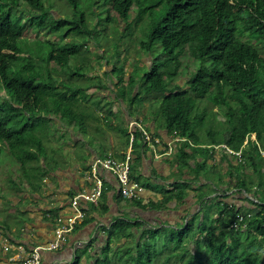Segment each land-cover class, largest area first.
Returning a JSON list of instances; mask_svg holds the SVG:
<instances>
[{"label": "trees", "instance_id": "obj_1", "mask_svg": "<svg viewBox=\"0 0 264 264\" xmlns=\"http://www.w3.org/2000/svg\"><path fill=\"white\" fill-rule=\"evenodd\" d=\"M66 1L73 9V16L57 18L51 4L47 8L46 0H0V156L3 148H6L22 163L28 159L17 154L21 148L31 147L28 156L39 159L37 153H32L36 147H44L39 136L41 130L34 123L36 119L43 121L46 129L53 121L52 117L68 126H83L78 111L85 106V100L80 97L86 95L91 87L70 93V89L64 85L67 81L65 68L74 57L88 50L86 43H80L78 39H95L96 27H90L91 18L85 9L80 8L82 1L87 2V9L90 6L105 7L103 12H97L95 8L91 14L98 17L108 13L109 23L119 19L126 24L133 8L142 17H152L159 12L155 26L139 43L142 60L144 54L149 55V60L151 58L150 67L142 65L148 70L140 79L144 83L142 90L145 95H156L152 105L160 106L158 113L163 118L159 120L154 115V121L159 122L158 128L165 129L169 136L185 139L177 147V169L181 175L187 173L193 176V181H200V173L207 168L208 160L213 158L212 151L216 148L236 158L221 147L226 146L235 153L240 152L241 157L236 164L232 159L229 161L231 167L226 174H219V184L233 188L239 195H252L257 201L244 197L243 203L249 207L226 204L218 213L219 218L207 216L206 221L198 226L197 235L189 237L187 231L194 226L190 221L181 229L183 233H180L175 246L168 248L170 253L165 264H181L186 259L184 264H264V0ZM112 14L117 17L114 18ZM31 31L35 33L33 39L48 46L45 54H33L30 48L20 45ZM158 46L162 51L154 57L152 54ZM126 51L128 54L129 49ZM127 54L124 55L126 63L129 61ZM187 54L196 61L197 70L182 87L177 80L186 76L183 57ZM138 57H135L137 67L142 64ZM109 66L112 67L111 74L120 71L121 77L116 82L113 80V84L123 83L124 67L118 68L114 62H106L102 68ZM136 83L135 77L130 76L129 88L134 89ZM94 88L101 90L103 87ZM3 91L6 96L2 95ZM122 95L123 101L126 94ZM143 97L137 92L130 102ZM209 106L217 108L212 113L215 120L223 116L225 121H218L220 127L209 130L208 140H203L198 130L207 123ZM135 120L166 147L157 133L154 135L145 128V123L150 124V120ZM127 132L130 146L129 124ZM253 134L256 135L255 140L252 139ZM133 135L132 148L146 147L139 128ZM223 158L228 160L229 157ZM134 169L132 159L131 182L139 184L141 177L133 173ZM224 176L231 179L225 182ZM234 177L237 180L233 183ZM256 177L259 181L254 180ZM190 185L188 181L180 185L176 183L178 192L168 196L165 201L185 199ZM208 194L203 193L202 199ZM238 213L245 216V221L234 229L232 226L237 221ZM126 226L125 222L116 225L123 232L127 231ZM162 231L163 228L152 229L150 239L155 240ZM122 236L116 237L130 238L127 233ZM140 243L135 247L137 255L134 262L122 258L120 250V256L107 254L98 258L95 264H157V246L142 247ZM110 244L111 241L107 243L105 253L109 252ZM191 244L203 247L210 257L201 252L190 255L181 253L182 247H190Z\"/></svg>", "mask_w": 264, "mask_h": 264}, {"label": "crops", "instance_id": "obj_2", "mask_svg": "<svg viewBox=\"0 0 264 264\" xmlns=\"http://www.w3.org/2000/svg\"><path fill=\"white\" fill-rule=\"evenodd\" d=\"M104 96L106 95L98 101L96 99L94 102L86 103L88 100L83 102L88 106L93 105L94 111L101 113L100 116L87 114L86 111L81 114L83 125L81 128L75 125L68 126L52 117V125L64 129L63 136L52 147H45L43 141L44 147L33 149L32 153H37L39 159L34 160L33 156L29 155L28 160L20 162L19 183L14 182L9 173H4V166L0 162V264H19L31 254L34 247L52 242L55 238L57 217L67 216L72 212L71 202L79 193L91 192L94 189L96 180L93 165L97 160L108 157L121 162L131 153L135 163L133 173L141 177L140 183H137L142 188L139 199L124 198L116 176L100 169L97 175L103 181L104 194L99 204L83 205L85 219L70 235L63 249L43 253L42 264H95L98 258L107 254L111 257L120 256L118 252L124 250V246L130 241L139 243L150 239L152 229L171 227L181 229L180 226L185 228L184 226L191 220L194 225L196 222L201 225L207 216L219 218L218 213L214 214L211 207L209 209L208 206L207 208L204 206L206 202L210 204V197H216L220 184L213 187L212 182L208 180L198 181V184L195 183L197 180L193 181V176L187 173L181 175L177 169L178 164L175 163L178 153L157 156L164 153L172 136H169L165 129L158 128L159 122L154 121L153 115L150 117L151 123L144 122V126L154 135L157 133L166 147L160 143L157 152L151 145L134 149L130 148L127 141L125 142V138L118 144L117 139L125 132H121L119 122L113 115L120 108L124 110L127 108L122 101L114 100L116 103L114 109H111L109 114L106 113L104 105L110 100L107 99L110 94ZM137 118L142 121L145 119L140 114L136 117L128 114L127 130L129 122ZM106 128L113 129L115 134H106L108 132ZM99 132H102L104 137L98 135ZM91 133L95 135L89 137ZM174 152H177V148ZM222 161L229 163L227 160ZM214 162L208 161L213 170L218 164ZM184 181L193 185L186 190L185 199L171 200L167 203L165 200L168 196L178 192L175 184L180 185ZM223 187L227 190L226 186ZM207 192L209 194L203 200L201 195ZM244 197L241 194L230 195L225 198V204L235 203L249 207L247 203H243ZM214 204L217 203L213 201L210 205L214 207ZM119 222L127 224L126 232H123L121 227H116ZM125 233L130 234L129 239L123 237ZM121 234L123 238L116 237ZM109 241L110 250L105 253ZM6 246H9V251L5 250Z\"/></svg>", "mask_w": 264, "mask_h": 264}, {"label": "rangeland", "instance_id": "obj_3", "mask_svg": "<svg viewBox=\"0 0 264 264\" xmlns=\"http://www.w3.org/2000/svg\"><path fill=\"white\" fill-rule=\"evenodd\" d=\"M50 4L52 6V12H54V14L56 15L57 18H59L60 16H67V17H72L73 16V9L72 7L67 3L66 0H46V6L47 8L50 7ZM87 7V2L86 1H82L80 8L85 9L87 12V15L89 18H91L90 20V27H96V31H95V39L94 40H90L89 38H79L78 42L80 43H86L88 50H83L82 54H80L79 56L74 57L69 66L66 67V71H67V81L64 84L66 88L70 89V93L73 92L74 90L77 89H83V88H88V87H94V86H101L103 88H100L101 90H96L95 88H91L90 90L87 91L88 95H81V99L87 101L88 102H94L93 100L98 101L99 98H101L103 95H112L116 96L112 99V97L107 99V106L104 105L106 113L109 114L111 109H114V106L116 105V103L114 102H121L123 95L122 94H126L124 100L122 101L124 103V105L126 106L127 110L124 109H119L118 112L116 114H114L113 116L117 119V121L119 122L118 126H120L121 132H125V133H121L120 137L117 139L118 144L122 143L124 141L125 138V142L127 141V117L128 114L132 115V116H138L139 114L143 116V118L150 120L151 116L156 115L157 118L159 120H162V116L158 113V108L160 107L159 105H152L154 100V96L156 97V95H148L146 96L143 89V81L140 79L145 72L148 70L147 67H150L151 65V58L150 60H146L149 55H143V60L141 57V53L140 52V48H139V43L143 40H145L146 36L149 34V32L151 31V29L155 26V22H157V18L158 16H160V13L158 12L157 15L155 14L152 17H142L136 10V8H133L132 13H131V18L130 20L124 24V22L120 21L119 19L116 21L114 20L113 22L109 23L107 21V16L108 13H103L102 16H93L94 14H91L93 12H95V8H97L96 6H90L89 9L86 8ZM106 8L105 7H101V8H97V12L100 11L103 12ZM163 15V13H162ZM112 16L115 18L117 17V15L112 14ZM103 19H102V18ZM126 29V30H125ZM28 39L24 37V39L20 42V45L24 48H30L31 52L34 53H46L49 49L47 45H44L43 43H40L39 40L37 39H33L35 38V33L33 31L29 32V34L27 35ZM44 38V36H42ZM31 38V40H29ZM33 39V40H32ZM90 42V44H89ZM98 46H101V48ZM127 49H129V53L127 54ZM105 51V53H103ZM162 49L161 47H155L154 52L152 54V56L156 57L159 53H161ZM140 52V53H139ZM119 54V55H118ZM129 57V61L124 60V55H126ZM139 56L138 58H140L142 60V64L140 63V66L137 67L135 65V57ZM100 57H102V59H100ZM183 70H184V74L186 73V76H181V78H179L177 80V82L183 87L188 81V77H191L195 71L197 70V64L196 61H194L192 59V57H190L188 54L186 56L183 57ZM146 60V61H145ZM148 61V62H147ZM109 62V63H113L116 64V66H118V68H120L121 66L124 67V82L123 83H119L118 85H114L113 84V80L116 82L118 81L117 79H119L121 76H119L120 71L116 70L115 72H113L111 74V69L112 67H106L105 69L102 68V66L104 65V63ZM147 66V67H143V66ZM189 68V69H188ZM135 71V72H134ZM134 72V73H133ZM84 75L81 76L80 75ZM62 75V74H61ZM134 76L136 79V87L134 89H132L131 87L129 88V84H128V79L130 76ZM91 77V79H89ZM165 79L167 78V76H164ZM103 84L105 86H103ZM118 86V87H117ZM117 87V88H116ZM127 87V88H125ZM141 93V98L143 97V99H138V100H134L132 103L130 102V100L133 97V94L135 95L136 93ZM3 96L5 95V92H2ZM85 103V108H83L82 110L80 109L78 111V115L81 116V114H83L85 111L88 113H92L95 115H99L100 116V111H94V107L92 106H88ZM98 107H100L99 105H96ZM201 106H204L201 105ZM209 115L207 117V123L204 127L199 128L198 132L200 133L201 137L203 140H208V132L209 130H217L220 127V123L218 121L224 122L225 118L223 116H220L217 118V120H215V117L212 116V113L214 111L217 110V108L209 106ZM101 108V107H100ZM102 110H104L103 108H101ZM213 110V111H212ZM43 117V115H42ZM41 117V118H42ZM40 118V119H41ZM43 120V119H42ZM45 120V118H44ZM41 120L36 119L34 120V123L39 126V136L41 138V140L45 141V147H52L54 146V143H57L58 141L61 140V137L63 136V130L64 129H58L57 126H53L52 122L49 125V128L46 129L45 128V123ZM158 122V121H157ZM106 130L108 132H106V134H115L113 129H108L106 128ZM101 134V137H104V134L102 132H99L98 135ZM120 134V133H119ZM95 133H91L89 135V137L94 136ZM116 136V135H115ZM118 136V135H117ZM252 139L255 140L256 139V135L253 134L252 135ZM32 147H36V146H32ZM224 147V146H221ZM31 147H23L21 148V151H19L20 153L17 154L21 156V158L27 159L28 158V150ZM37 148V147H36ZM119 149V148H118ZM19 150V148L17 149ZM30 151V150H29ZM15 152V151H13ZM212 161L216 164V168H214V170L212 169V165L211 163L207 164V168L202 171L200 174H202L200 176L201 181L202 180H208L211 181L213 184V187L216 186L220 183V177L219 174H226L229 170V168L231 166H229L231 163L229 161H231L230 159H232L234 162V164L237 163V160L240 159L239 156H236V158H232L228 155H226L225 151L220 149L219 147L216 148V150L212 151ZM264 153V152H263ZM227 156L228 158V162L226 161H222L224 160L223 157ZM226 158V159H227ZM239 158V159H238ZM209 161V160H208ZM0 162H2L1 164L4 166L3 171L4 173H9L12 178L13 181L17 183H19L18 181V176H21V170H19L20 167V161H18V159L16 160V156L13 155V153L11 152V150H8L6 148H3L2 150V154L0 156ZM194 168V167H193ZM204 176V177H203ZM225 182L229 181V177L228 176H224L223 179ZM236 178H233V183L236 182ZM255 181H259V178L256 177L254 179ZM199 182H195L198 183ZM224 184H220L217 188V195L216 197H210V204H213V201L215 203H217L216 205L214 204L211 206L210 204L208 205V203H205L204 208H207L206 206H208V208L210 209V207L212 208L213 213L215 214L220 213L221 210L224 209L225 207V198H227V196L229 195H234L236 196L239 195L238 192H232L233 188L230 189L229 187L227 188V190H229L230 194L227 192L226 189H224L225 187H223ZM233 185V184H232ZM191 186H193L191 184ZM190 186V187H191ZM215 190V189H214ZM219 196V197H218ZM221 199V200H220ZM219 200V201H217ZM224 201V202H223ZM227 202V200H226ZM208 210V209H207ZM215 211V212H214ZM198 219V218H197ZM196 221H199L197 220ZM191 220V219H190ZM192 222V220H191ZM186 223V221H185ZM198 226L199 223H195V225L193 226V228H191V230L187 231V236H194L197 235L198 233ZM185 227V226H184ZM180 228L182 229V226H180ZM181 229H177V228H168V229H164V231H162L159 235V237H157L155 240L154 239H147L146 241H142V247L147 246H157L158 248V252H159V257L157 258V264H165V260L166 262L168 261L166 258L169 255V251L168 248H172L175 246L176 241L179 240V236L180 233L182 232ZM183 233V232H182ZM185 234V233H184ZM183 234V235H184ZM188 237V238H189ZM133 240V239H132ZM205 240V239H204ZM140 243V244H141ZM136 245H137V241H130V243L128 245H125V249L124 251H121V255L122 258H126L131 260L132 262H134L133 259H135L136 255H137V251H136ZM202 250H204L203 247H197V244H191L190 247H182L181 248V253H185L187 255L190 254H195V253H199L201 252L202 254H205L206 256L210 257V254L207 250H204L202 252ZM143 252V257L146 256L144 254V250ZM164 255V256H163ZM166 256V257H165ZM188 259L184 260L183 262H181V264L186 263ZM198 263V262H196ZM194 264V263H193Z\"/></svg>", "mask_w": 264, "mask_h": 264}, {"label": "built area", "instance_id": "obj_4", "mask_svg": "<svg viewBox=\"0 0 264 264\" xmlns=\"http://www.w3.org/2000/svg\"><path fill=\"white\" fill-rule=\"evenodd\" d=\"M136 128H139L141 130L144 144L153 146V149L157 152V146L161 143L160 139H155L147 130H145L140 125V122L136 120H132L129 122V129L131 133L130 148H132V144L134 141L133 132L136 130ZM184 140L185 139L172 137L171 142L168 144V148L164 151L163 154L159 153L157 156L162 157L164 155H174L176 153L174 151L178 147V144ZM224 147L231 154L241 157L240 152L235 153L226 146ZM131 161V153L127 154L125 160L121 162L112 157L97 160L93 165V173L96 180L94 189L91 192H81L76 197H74L73 201L71 202V206L73 209L72 212L67 216L60 215L56 219L57 227L54 240L45 245L34 247L31 254L24 260H22V262L19 264H42L43 253L57 252L64 248L70 235L73 234L80 222L83 221L86 217L83 205H98L101 200L103 193V181L97 175L100 169L109 171L116 176L120 184V192L124 198L129 200L139 199L142 188L138 184H134L131 182ZM244 196L254 200L252 196L247 195L246 193H244ZM254 201L257 202L256 200ZM244 221L245 216L242 213H238L237 221L232 227L234 229H237ZM244 226L246 225L244 224ZM5 250L9 251V246H6Z\"/></svg>", "mask_w": 264, "mask_h": 264}, {"label": "bare ground", "instance_id": "obj_5", "mask_svg": "<svg viewBox=\"0 0 264 264\" xmlns=\"http://www.w3.org/2000/svg\"><path fill=\"white\" fill-rule=\"evenodd\" d=\"M102 195H103V193H102Z\"/></svg>", "mask_w": 264, "mask_h": 264}]
</instances>
